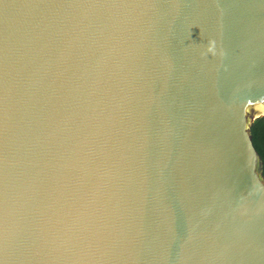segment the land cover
<instances>
[{
	"label": "water",
	"instance_id": "water-1",
	"mask_svg": "<svg viewBox=\"0 0 264 264\" xmlns=\"http://www.w3.org/2000/svg\"><path fill=\"white\" fill-rule=\"evenodd\" d=\"M264 0H0V264H264Z\"/></svg>",
	"mask_w": 264,
	"mask_h": 264
},
{
	"label": "trees",
	"instance_id": "trees-1",
	"mask_svg": "<svg viewBox=\"0 0 264 264\" xmlns=\"http://www.w3.org/2000/svg\"><path fill=\"white\" fill-rule=\"evenodd\" d=\"M253 138L255 146L264 159V116L255 121L253 125Z\"/></svg>",
	"mask_w": 264,
	"mask_h": 264
}]
</instances>
